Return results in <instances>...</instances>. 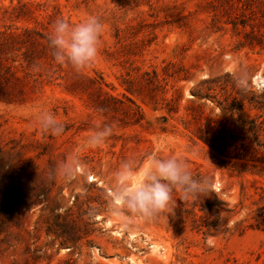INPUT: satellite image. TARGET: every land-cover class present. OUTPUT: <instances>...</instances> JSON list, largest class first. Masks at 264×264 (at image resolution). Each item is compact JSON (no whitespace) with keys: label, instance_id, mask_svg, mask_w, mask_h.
I'll list each match as a JSON object with an SVG mask.
<instances>
[{"label":"rangeland","instance_id":"374dc122","mask_svg":"<svg viewBox=\"0 0 264 264\" xmlns=\"http://www.w3.org/2000/svg\"><path fill=\"white\" fill-rule=\"evenodd\" d=\"M87 15L104 31L94 65L76 72L55 63L47 36L56 19ZM39 108L65 123L62 136L36 128ZM98 122L114 134L81 148ZM76 149L81 182L47 181ZM149 153L183 156L208 191L129 227L104 211L109 179L125 157ZM89 254L96 264H264V0H0V264Z\"/></svg>","mask_w":264,"mask_h":264},{"label":"clouds","instance_id":"9594fccd","mask_svg":"<svg viewBox=\"0 0 264 264\" xmlns=\"http://www.w3.org/2000/svg\"><path fill=\"white\" fill-rule=\"evenodd\" d=\"M103 31L104 24L96 15H87L75 24L62 17L56 19L47 36L55 63L70 65L76 72L92 67ZM247 76L240 66L233 72V82L238 89L244 90ZM33 119L36 128L45 135L60 137L65 132V123L47 109L39 108L33 113ZM113 134V125L94 123L80 147L98 149ZM84 175L80 149H76L50 167L45 178L49 182L72 185L81 182ZM208 185V178L195 174L183 156L131 154L111 172L104 211L129 227L151 223L172 213L177 199L187 203L205 196ZM84 264H96L95 256L89 254Z\"/></svg>","mask_w":264,"mask_h":264},{"label":"trees","instance_id":"16d2710c","mask_svg":"<svg viewBox=\"0 0 264 264\" xmlns=\"http://www.w3.org/2000/svg\"><path fill=\"white\" fill-rule=\"evenodd\" d=\"M260 223V221H257V224H259Z\"/></svg>","mask_w":264,"mask_h":264}]
</instances>
